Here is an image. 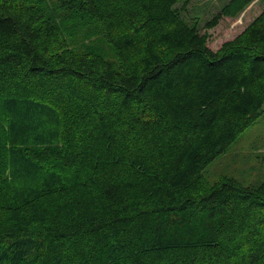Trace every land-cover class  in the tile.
Wrapping results in <instances>:
<instances>
[{
    "label": "trees",
    "instance_id": "trees-1",
    "mask_svg": "<svg viewBox=\"0 0 264 264\" xmlns=\"http://www.w3.org/2000/svg\"><path fill=\"white\" fill-rule=\"evenodd\" d=\"M188 4L0 0V264H264V181L204 174L264 112V10L215 50Z\"/></svg>",
    "mask_w": 264,
    "mask_h": 264
},
{
    "label": "rangeland",
    "instance_id": "rangeland-1",
    "mask_svg": "<svg viewBox=\"0 0 264 264\" xmlns=\"http://www.w3.org/2000/svg\"><path fill=\"white\" fill-rule=\"evenodd\" d=\"M188 1L183 17L191 23L199 21V30L208 33V44L215 50L239 35L264 10V0H254L239 15L224 16L217 26L206 28V21L230 0ZM107 58L114 60L112 53ZM204 174L211 183L222 175L233 176L245 185H258L264 181V112L227 151L204 169Z\"/></svg>",
    "mask_w": 264,
    "mask_h": 264
}]
</instances>
